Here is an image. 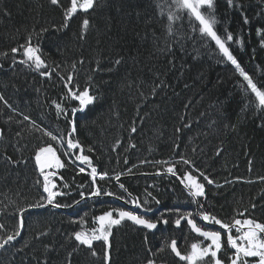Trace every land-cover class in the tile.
Segmentation results:
<instances>
[{"label":"trees","instance_id":"obj_1","mask_svg":"<svg viewBox=\"0 0 264 264\" xmlns=\"http://www.w3.org/2000/svg\"><path fill=\"white\" fill-rule=\"evenodd\" d=\"M70 3L0 0V95L7 101H0V224L4 226L0 237L17 227L19 208L46 203L41 200L43 177L34 159L41 144L56 147L64 163L63 168L50 169L55 173L54 190L64 193L54 203L69 206L81 198V192L94 191L89 173L79 170L89 171L76 159L79 150L64 156L66 145L62 149L35 126L66 139L69 120L75 123L74 139L91 166L98 174L108 173V178L96 179L102 193H123L114 177L128 170L165 172L166 166L156 161L176 163L178 174L191 170L178 163L184 157L214 181L209 185L200 178L207 197L201 202L208 212L228 220L248 209L245 216L264 222V180L260 179L264 177V113L246 107L251 94L240 87L246 82L223 60L214 42L202 41L186 17L173 24L175 35H168V22L157 7L165 0H95L92 9L78 11L64 27ZM202 11L209 12L206 7ZM213 11L215 30L222 38L225 29L233 34L234 41L227 46L254 82L264 85V35L257 32L264 33V0H234L232 7L226 0H214ZM245 16L248 24L243 22ZM85 18L87 29L82 27ZM28 37L39 44L49 70L55 69L50 78L20 63L12 66L14 56L17 61L22 56L11 49L25 44ZM69 74L79 90L89 87L96 97L83 112L71 111L79 108V102L67 98L60 79ZM35 88L40 89L38 96ZM53 101L67 110V118L57 114ZM120 183L128 194L162 210L179 206L183 211L182 205L190 203L176 177L142 176ZM87 201L92 205L84 203L83 212L47 207L23 215L24 229L0 251V264H67L70 252L71 264H105L103 241H94L93 249H88L78 245L73 234L97 227L100 213L94 209L104 210L105 205L113 209L114 202ZM173 219L169 230L157 233L123 221L109 240V264H147L148 259L184 264L170 249L159 251L165 240L178 239L179 231L171 228ZM181 232L184 239H191L188 229Z\"/></svg>","mask_w":264,"mask_h":264},{"label":"snow or ice","instance_id":"obj_2","mask_svg":"<svg viewBox=\"0 0 264 264\" xmlns=\"http://www.w3.org/2000/svg\"><path fill=\"white\" fill-rule=\"evenodd\" d=\"M226 2L230 7L234 6V0H226ZM51 3L57 5L59 4V0H51ZM94 4L95 0H71L70 7H68L64 13L65 23L63 26L67 27V22L78 11L86 13L94 7ZM157 7L160 9L161 17H166L168 22L166 25L168 35L174 36L175 32L173 24L186 17L189 27L192 31L199 33L202 41H205L206 43L214 42L219 55L225 62H230V64L234 66L235 71L240 77H242L243 82H246L240 85L246 94H251L249 103L246 107H252L254 111L258 113H264V85L258 86L259 82H254L253 77L245 71L237 58L233 55L230 47L227 46L229 42L234 41L233 34L225 29V35L222 38V36L215 30L214 26L217 24V19L213 11L214 0H165L164 5L158 4ZM205 7L209 10L208 14H205L202 11ZM243 22L244 24L249 23L247 16L244 17ZM88 26L89 20L85 18L82 21V27L83 29H87ZM42 31L47 30L43 29ZM257 32L258 34L264 35V33H261L260 29H258ZM11 52L13 54L20 53L22 56V59L19 61H17L14 56L13 67L16 63H20L29 67L33 71L39 72L41 76L49 78L51 77L52 72L55 71V69L49 70V65L45 59L42 58L43 54L39 44H33L31 37H28L25 44L13 47ZM169 52H171V49H169ZM4 55L6 56L7 53H4ZM116 63L119 64L120 61L117 60ZM74 67L75 65H73V68ZM57 74L59 75V73ZM60 79L64 82V87L67 89V98L79 102L78 109H71L73 114L77 111L83 112L87 106L95 102L96 97L90 95L89 87L79 90L78 86L73 84L72 74H69L66 78L61 75ZM0 101H4V103L7 104L3 95H0ZM53 104L55 105L57 114H64L67 118L68 112L62 107V104L57 101H53ZM24 119L29 120V117L24 116ZM32 123L35 124V121ZM69 125L70 131L67 133L66 139L63 134L58 137L51 131H47L39 126H37V130L48 136L51 141H55L62 149L65 148L66 145V150L62 153L64 156L70 155L72 150H79L81 154L76 156V159L91 167L89 175L94 187V191L91 192L92 196H100L101 194L114 196L115 194L112 192L102 193L101 189L95 186L97 175H99L101 180H104L108 176V173L102 172L98 174L96 167L91 166L89 156L83 154L84 148L78 140L74 139L73 134L76 132L74 121L69 120ZM131 131L135 132V127H133ZM177 131H179V129ZM89 151H91V149H89ZM217 155H219V152H217ZM34 159L39 167L40 174L43 176V193L46 195H42L41 200L46 201V204L38 202L36 204L28 205V208H19V223L12 233L0 237V249H6V246L11 244L21 235V229L24 226L23 214L28 211V209L46 207L47 205H51L55 208L62 207L61 204L54 202L56 201L57 196L64 195V193L54 190L57 188V185L52 181L51 177L54 176L55 173L46 171V169L64 167V163H62L60 156L57 155V148L51 143L41 144L35 151ZM155 163L165 165V172L177 178L179 183L183 186V190L186 191L187 196L190 198V203L197 206L196 211H182L180 207L164 209L162 212H159L154 220L148 215L154 210L148 206L149 201L147 199L141 203L138 197L131 198L126 202L131 203L134 208L140 209V212L124 210L123 208L104 212L102 215L95 218V223L98 227H93L90 231L74 232V239L78 242V245L93 249L94 241H103L106 246L104 251V261L105 264H109V249L111 248L109 237L112 235V227L114 225H119L122 221L129 220L135 225L142 226L144 229L156 230L160 225L167 226L169 224V219L165 217V213H168L175 217L172 223L176 228L181 226L182 221H186L189 229L193 233L202 237L203 241H208L209 243L204 244L203 241L193 242L190 245V248L182 253L178 248L177 240L171 239L170 241L165 240L159 251H164L165 248L170 249L171 253L179 258V261L184 262V264H264V222H260L250 215L245 216L244 212H247L248 209H245L244 212L235 213L228 220L217 218L215 214L208 212L204 203L201 202V198L206 200L207 197L205 183L201 182L200 178L202 177L203 181H206L209 185L213 184L214 181L203 171L195 168L192 162L188 159L181 157L178 161V163L188 165L191 169L185 170L181 174H178L177 172L176 163L171 161H156ZM79 170L80 172L85 171L83 167ZM193 172L198 173V175L193 174ZM156 174L160 175L161 172L158 170ZM115 179L119 182L120 175L117 174ZM260 179L264 180V177H260ZM119 186L121 189H124L125 192L127 191L122 183ZM65 187H67V185H65ZM128 195L131 197V193ZM80 196L83 199L85 194L81 192ZM148 196L157 205L160 204V200L153 197L151 193H148ZM117 199H124V197H117ZM252 207H255V205H252ZM114 212L116 213L115 218L113 216ZM197 218L204 222L205 225H218L219 230L201 227L197 223ZM3 227L4 226L0 224V229ZM222 231L224 234L223 236ZM149 252H151V249H149ZM91 255L96 256V251L92 250ZM152 255L155 256L156 253H152ZM71 256L72 253L70 252L67 258V264H71ZM147 264H155V261L153 259H148Z\"/></svg>","mask_w":264,"mask_h":264},{"label":"flooded vegetation","instance_id":"obj_3","mask_svg":"<svg viewBox=\"0 0 264 264\" xmlns=\"http://www.w3.org/2000/svg\"><path fill=\"white\" fill-rule=\"evenodd\" d=\"M125 201V200H124ZM124 201H122V202H118V204H120V205H118L120 208H123L124 210H132V211H137V212H140L141 210L140 209H136V208H134V206L131 204V203H128V202H125L124 203ZM142 203V202H141ZM196 209H197V206L195 205V208H194V206H192V205H190V204H188V205H185L184 206V210L185 211H193V212H195L196 211ZM152 219H156V216L158 215V214H156V215H154V213L152 212V213H149L148 214ZM166 216H168V214H165V217ZM174 219H175V217H174ZM173 219V220H174ZM172 220V221H173ZM197 223H198V225H200L201 227H206V228H214V229H216V230H219V228H216L215 226H213V225H205V223L204 222H202V221H200L199 220V218H197ZM167 228H169V224L167 225V226H163V225H160V226H158V229L155 231L156 233L157 232H160V231H162V232H165L164 230L166 229L167 230ZM171 228H174L176 231H181V229H188L189 230V228H188V225H187V223H186V221H182V223H181V226L179 227V228H176L175 227V225L172 223V226H171ZM145 230V229H144ZM155 232H152V233H155ZM224 234H223V231H222V236H223ZM181 240H179L178 239V247L180 248V250L182 251V252H185V251H187L189 248H190V245L193 243V242H195L196 241V239H197V242H199V241H203V238L202 237H196V236H194L193 234H191V239H184L183 237L182 238H180ZM225 239H226V237H225ZM182 240H183V242H182ZM203 243L204 244H207V243H209L208 241H203ZM158 264V263H157Z\"/></svg>","mask_w":264,"mask_h":264},{"label":"bare ground","instance_id":"obj_4","mask_svg":"<svg viewBox=\"0 0 264 264\" xmlns=\"http://www.w3.org/2000/svg\"><path fill=\"white\" fill-rule=\"evenodd\" d=\"M40 91V89L39 88H37V90H36V88L34 89V93H35V96L37 95L38 96V92ZM42 94H44V93H42ZM35 126H38V125H35ZM40 126H42V125H40ZM44 126V125H43ZM86 174H88V172H86V171H84ZM83 173V172H82ZM89 175V174H88ZM120 175V180H122V179H126V178H135V177H142V176H144L143 174H135V173H130L129 172V170L128 171H126V172H124V173H122V174H119ZM90 176V175H89ZM115 178V177H114ZM116 180V179H115ZM116 183H117V185L119 186L121 183H120V181L119 182H117L116 181ZM120 187V186H119ZM115 195L114 196H111V197H114L117 201H119V202H122V201H124V203L126 202V201H128V199H126L124 196H122L121 195V193L118 191V192H115L114 193ZM117 197H124V199H117ZM132 198H136V196H134V195H132ZM80 201V202H79ZM99 201L100 202H103L104 204L105 203H111V202H113V200L110 198V197H107L106 196V199H101V198H99ZM109 201V202H108ZM77 202H79V204H77V206L76 207H73V208H71L70 210H74V211H76L78 208H80V212H83L82 210H81V207H83L84 206V203H86L87 204V206L88 205H92L91 203H89L87 200H85L84 198L82 199V198H80V199H78L77 200ZM70 206V205H69ZM69 206H65V207H69ZM149 207H151L154 211H153V213H154V215H156V214H159V212H162L163 210L162 209H160L159 207H160V205H159V207H156V206H153V205H148ZM177 207H179V206H177ZM181 208V207H180ZM166 209V208H165ZM31 211H33V210H28V211H26L23 215H25L26 213H28V212H31ZM94 211H96V212H98V213H100V215H102L104 212H106V211H110V209L105 205L104 206V210H101V208H98V209H94ZM170 217L171 216H166V218H168L169 219V221H170ZM213 226H215L216 228H217V226L216 225H213ZM23 229H24V226H23V228H22V230H21V232L23 231ZM168 230H169V228H168ZM177 236H176V238H178L179 240H181L180 238H182L183 237V235H184V232H177V234H176ZM20 237V236H19Z\"/></svg>","mask_w":264,"mask_h":264},{"label":"water","instance_id":"obj_5","mask_svg":"<svg viewBox=\"0 0 264 264\" xmlns=\"http://www.w3.org/2000/svg\"><path fill=\"white\" fill-rule=\"evenodd\" d=\"M162 174H167V173H162ZM87 198V197H86ZM80 202V201H79ZM77 204H79V203H76V204H74V205H72L71 207H69V208H72V207H74V206H76ZM47 206H49V205H47ZM46 206V207H47ZM42 208H44V207H39V208H30V209H28V210H35V209H42ZM60 209H68V208H65V207H60ZM142 227V226H141ZM22 230V229H21ZM22 233V232H21ZM19 237H17L16 238V240L18 239ZM2 249H0V251H1Z\"/></svg>","mask_w":264,"mask_h":264},{"label":"rangeland","instance_id":"obj_6","mask_svg":"<svg viewBox=\"0 0 264 264\" xmlns=\"http://www.w3.org/2000/svg\"><path fill=\"white\" fill-rule=\"evenodd\" d=\"M69 160V159H68ZM71 162H73L74 160H73V158L70 160ZM39 168V167H38ZM53 169V168H52ZM46 171H50V169H46ZM95 204H97L98 205V202H96ZM189 204H192V203H189ZM97 227H98V225H97ZM111 239V236L109 237V240Z\"/></svg>","mask_w":264,"mask_h":264}]
</instances>
